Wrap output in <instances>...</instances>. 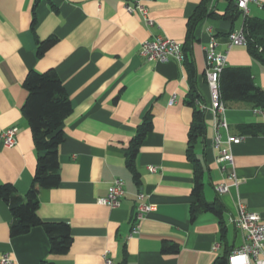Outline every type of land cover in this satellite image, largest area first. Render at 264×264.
Listing matches in <instances>:
<instances>
[{"label":"crops","instance_id":"1","mask_svg":"<svg viewBox=\"0 0 264 264\" xmlns=\"http://www.w3.org/2000/svg\"><path fill=\"white\" fill-rule=\"evenodd\" d=\"M141 1L149 8L152 26L127 12L124 0H0V183H12L25 196L36 170L38 153L23 112L28 73L54 69L73 106L59 146L61 182L40 191L38 206L44 220L70 225L72 245L65 254H53L42 226L12 236L13 215L0 197V260L7 254L12 264H104L107 253L113 264H212L240 244V233L230 221L240 204L264 220V111L243 100L226 101L222 116L228 130L221 131L223 140L242 137L231 145L241 184L226 194L215 186L231 167L222 171L223 163L217 161L215 115L204 112L206 131L193 154L203 166L205 200L220 197L225 205L222 242L213 212L200 211L194 219L191 214L195 167L188 152L195 108L187 103L188 64L150 61L140 53L143 41L159 35L180 41L196 70L199 100L210 105L205 49L215 39L216 50L226 54V66L249 67L264 89V65L246 45H228L227 34L243 25L244 16L234 22L206 17L188 39V20L204 0ZM263 3L251 2L249 14L259 16L258 4ZM227 5V0L210 3L217 15ZM49 37L56 43L38 55L39 42ZM147 114L153 127L136 155V180L127 151ZM13 126L18 128L17 143L4 146L1 134ZM115 179L124 181V195L112 208L99 199L107 196ZM140 202L154 209L138 219ZM168 246L178 250L167 252Z\"/></svg>","mask_w":264,"mask_h":264},{"label":"trees","instance_id":"2","mask_svg":"<svg viewBox=\"0 0 264 264\" xmlns=\"http://www.w3.org/2000/svg\"><path fill=\"white\" fill-rule=\"evenodd\" d=\"M212 0H204L188 20L187 37L191 39L198 23L206 18H224L234 22L243 15V11L234 0H227L228 5L222 15H217L211 9ZM264 8V3L262 4ZM243 29L247 39L248 51L261 64L264 65V17L247 15L243 18ZM55 37L40 41L38 55H43L56 43ZM184 62L188 64L187 70L190 81V91L187 103L195 108V118L189 134L188 155L195 167V184L193 196L196 202L191 207L192 219L200 211L213 212L219 219L221 241H226L227 223L224 219L225 205L220 197L213 202L204 198L203 166L195 158L193 148L198 138L205 134V113L197 104L200 99L195 84L196 70L189 63V55L183 45ZM220 94L226 102L229 100H243L255 108L264 111V89L254 81L249 67L225 66L220 74ZM24 88L28 95L23 105V112L32 130L38 158L32 184L25 196L20 195L12 183H0V197L9 205L13 215L10 225L12 236L28 233L33 227L42 226L50 239V249L53 254H65L69 251L73 236L70 225L63 221H46L38 213L39 194L42 189L54 188L61 182L59 146L65 140L64 122L73 109L70 97L54 69L44 72L31 70L25 81ZM153 120L147 114L138 128L137 134L131 140L128 148V167L134 178L138 180L139 172L136 169L135 159L145 135L152 129ZM257 133V132H256ZM231 249L217 257L212 264H228V255ZM176 246H168L165 251L176 252ZM40 264H54L53 261L43 260Z\"/></svg>","mask_w":264,"mask_h":264},{"label":"built area","instance_id":"3","mask_svg":"<svg viewBox=\"0 0 264 264\" xmlns=\"http://www.w3.org/2000/svg\"><path fill=\"white\" fill-rule=\"evenodd\" d=\"M103 1V0H100ZM238 7L243 11V16L250 13L249 4L258 0H234ZM262 6L261 4H258ZM124 6L127 12L137 13L144 20L147 26H152L154 20L150 16L149 8L141 0H124ZM229 47L234 45H247L246 35L243 26L234 29L227 34ZM206 69L205 77L210 88L211 104H205L199 99L197 104L199 109L206 112L211 110L215 115V134L214 147L218 150L217 161L223 163L222 171H227V166L231 167L227 178L216 184V190L219 194L230 192L231 187H238L241 180L234 170V156L231 151L233 143H239L242 137L228 135L223 140L221 131L228 130V122L222 114L226 110V102L220 94V74L226 66L227 57L225 53L216 50V40L212 39L206 47ZM140 53L150 61L168 62L176 60L183 62L185 59L183 45L180 41L166 37L157 36L155 38L146 39L142 42ZM18 128L16 126L3 130L1 140L4 146L11 147L17 143ZM227 143L228 146H224ZM151 171H156V166H150ZM124 195V181L115 179L109 186L107 196L100 198L99 202L112 208L118 207L121 198ZM144 195L138 194V198L142 200ZM154 209L153 205L140 202L138 204L137 218L141 219L145 212ZM230 221L234 224L236 230L243 236L242 244L236 246L228 255V264H264V220L256 212L250 211L245 205L240 204L237 212L230 217ZM139 224L133 228V232H137ZM1 264H12L13 259L5 254L1 258ZM104 264H113V260L106 253Z\"/></svg>","mask_w":264,"mask_h":264},{"label":"rangeland","instance_id":"4","mask_svg":"<svg viewBox=\"0 0 264 264\" xmlns=\"http://www.w3.org/2000/svg\"><path fill=\"white\" fill-rule=\"evenodd\" d=\"M252 5V4H251ZM260 9V11H259V16L260 17H264V8L263 7H260L259 8ZM239 20H240V18H239ZM240 233V232H239ZM231 236H233V234H231ZM242 240H243V237H242V234L240 233L239 234V239H238V242L237 243H240V244H242ZM239 244V245H240Z\"/></svg>","mask_w":264,"mask_h":264}]
</instances>
